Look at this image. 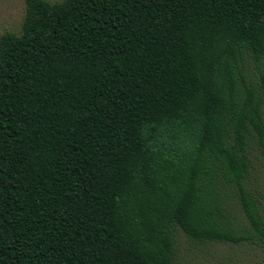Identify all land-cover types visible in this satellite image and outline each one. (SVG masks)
<instances>
[{
  "label": "trees",
  "instance_id": "trees-1",
  "mask_svg": "<svg viewBox=\"0 0 264 264\" xmlns=\"http://www.w3.org/2000/svg\"><path fill=\"white\" fill-rule=\"evenodd\" d=\"M25 2L0 38V264H177L178 230L252 239L227 192L264 235V0Z\"/></svg>",
  "mask_w": 264,
  "mask_h": 264
},
{
  "label": "rangeland",
  "instance_id": "rangeland-1",
  "mask_svg": "<svg viewBox=\"0 0 264 264\" xmlns=\"http://www.w3.org/2000/svg\"><path fill=\"white\" fill-rule=\"evenodd\" d=\"M61 1V0H49ZM26 12L25 0H0V38L6 33L20 34ZM256 69L251 62L249 73ZM264 115V108H263ZM252 168L247 186L260 201L264 216V152L256 146L252 150ZM224 204L229 219L239 233H247L252 239L240 243L222 241L200 242L190 239L178 230L174 238V252L177 264H264V235L260 237L249 224L233 192H227Z\"/></svg>",
  "mask_w": 264,
  "mask_h": 264
}]
</instances>
